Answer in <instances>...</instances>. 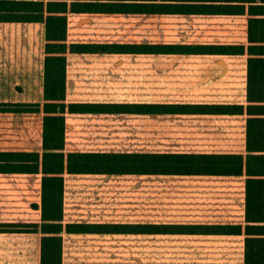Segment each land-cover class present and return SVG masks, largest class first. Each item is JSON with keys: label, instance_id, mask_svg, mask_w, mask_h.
Listing matches in <instances>:
<instances>
[{"label": "crops", "instance_id": "1", "mask_svg": "<svg viewBox=\"0 0 264 264\" xmlns=\"http://www.w3.org/2000/svg\"><path fill=\"white\" fill-rule=\"evenodd\" d=\"M164 1V0H163ZM164 2H173L171 0ZM177 2V1H174ZM68 42L248 43L246 14L212 13H68ZM45 25L0 22V101H42ZM248 56L229 53L71 52L67 53V100L72 102H195L246 103ZM68 130L86 122L79 116L136 119L194 117L196 151L245 152V114L72 113ZM147 120V119H146ZM76 121V122H74ZM83 121V122H80ZM145 121V120H141ZM153 131V130H148ZM146 132V133H148ZM40 173L0 172V225L41 223ZM230 177L228 185L202 183L198 195L232 208L228 219L245 222V176ZM38 185V186H37ZM40 187V189H39ZM222 189V190H221ZM38 204V205H36ZM67 216V215H66ZM66 221H85L71 220ZM112 221V220H101ZM149 222L147 220H128ZM161 222V221H157ZM181 222V221H179ZM209 222V221H196ZM190 237L188 245L123 246L115 236ZM63 264H116L124 249H161L175 254L169 264H244L245 235L65 233ZM41 232L0 231V253L7 264H40ZM69 243V244H67ZM185 254H191L185 257ZM185 258H187L185 260Z\"/></svg>", "mask_w": 264, "mask_h": 264}, {"label": "trees", "instance_id": "2", "mask_svg": "<svg viewBox=\"0 0 264 264\" xmlns=\"http://www.w3.org/2000/svg\"><path fill=\"white\" fill-rule=\"evenodd\" d=\"M168 1V0H164ZM0 0V22L45 25L42 101H0L12 137L1 173L41 174V223L0 231L41 232L40 264H63L65 233L245 235L244 264H264V0ZM177 1V2H174ZM248 14V43L68 42V13ZM229 53L248 56L246 103L70 102L67 53ZM245 114V152L68 150L72 113ZM5 117V116H4ZM3 119V117H2ZM10 125V126H9ZM38 132V135L36 134ZM66 174L245 176V222L66 221ZM38 205V204H36Z\"/></svg>", "mask_w": 264, "mask_h": 264}, {"label": "rangeland", "instance_id": "3", "mask_svg": "<svg viewBox=\"0 0 264 264\" xmlns=\"http://www.w3.org/2000/svg\"><path fill=\"white\" fill-rule=\"evenodd\" d=\"M5 116V117H4ZM7 115H0V147L9 148L5 142L12 130L5 125ZM3 117V119H2ZM86 124L78 127L77 134L67 133L68 150H195L194 117L166 116L134 119L99 115L79 116ZM77 118L69 116V119ZM147 119V120H146ZM145 120V121H141ZM76 122V121H74ZM83 122V121H80ZM10 126V125H9ZM148 130H153L149 131ZM148 132V133H146ZM38 135V132L36 133ZM40 184V175H34ZM230 177H197L168 175L124 174H66V218L85 221H214L228 219L232 208L218 201L198 195L202 183L213 182L227 186ZM38 186V185H37ZM40 189V187H39ZM222 190V189H221ZM115 243L123 246L144 244L148 246L188 245L190 237L115 236ZM69 244V243H67ZM174 250L173 252H175ZM161 249L155 252H138L124 249L116 264H169L175 254ZM9 254L0 253L5 261ZM191 254H185L189 257ZM187 258H185L186 260ZM7 264V263H0Z\"/></svg>", "mask_w": 264, "mask_h": 264}]
</instances>
